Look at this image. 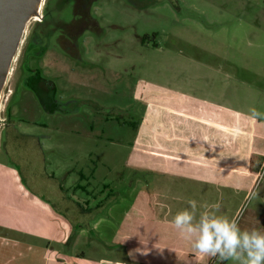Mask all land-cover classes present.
<instances>
[{"label": "rangeland", "instance_id": "rangeland-1", "mask_svg": "<svg viewBox=\"0 0 264 264\" xmlns=\"http://www.w3.org/2000/svg\"><path fill=\"white\" fill-rule=\"evenodd\" d=\"M66 9L61 13H68ZM94 9L101 34L93 44H79L82 60L65 59L59 52L43 60L53 70L49 78L57 85L58 98L69 102L62 110L54 105L45 111L22 84L6 101L14 90V56L0 92V164L24 176L29 164L37 174L68 171V182L79 179L77 171L95 167L96 175L82 182L86 191L102 197L110 189L117 203L130 202L139 192L155 190V174L133 168L128 157L138 138L131 125L138 124L156 93L264 119V0H143L137 10L119 0H101ZM30 27L27 23L19 48ZM83 39L92 40L88 34ZM58 54L65 63L53 61ZM38 63L30 59L31 66ZM252 109L262 115L253 117ZM29 139L37 143L33 151L18 143ZM4 143L22 160L8 156ZM261 186L247 198L236 220L242 230L264 233V225L252 227L251 213ZM63 250L101 262L118 260L108 244H100L89 231Z\"/></svg>", "mask_w": 264, "mask_h": 264}, {"label": "crops", "instance_id": "crops-1", "mask_svg": "<svg viewBox=\"0 0 264 264\" xmlns=\"http://www.w3.org/2000/svg\"><path fill=\"white\" fill-rule=\"evenodd\" d=\"M176 97L156 93L134 125L138 138L128 164L156 179L154 192H139L133 201L117 203L110 189L102 197L80 189L81 176H95V167L68 182V171L37 174L29 164L25 177L0 164V264H208L210 257L200 259L170 221L194 200L197 220L205 206L219 202L217 215L236 222L257 185L262 192L252 227L264 225V119ZM18 143L37 145L35 139ZM88 231L118 260L64 252Z\"/></svg>", "mask_w": 264, "mask_h": 264}, {"label": "flooded vegetation", "instance_id": "flooded-vegetation-1", "mask_svg": "<svg viewBox=\"0 0 264 264\" xmlns=\"http://www.w3.org/2000/svg\"><path fill=\"white\" fill-rule=\"evenodd\" d=\"M100 1L43 0L40 3L41 10L37 8L36 12L38 20L34 18L29 20L28 23H31V27L26 35L25 44H21L16 53L14 90H10L6 101L12 100L15 92H17L16 88L22 84L26 91L34 94L40 106L47 112L54 105L56 106L53 109L62 110L61 107L69 103L58 98L57 85L49 78V75L54 74L53 70L48 63H43V60H48V54L57 52L63 54L65 59L69 58L75 62L82 60L79 44H93V38L101 34L99 20L96 18L97 13L94 9V5ZM119 1L124 4L125 8L137 10L141 9L143 0ZM64 8H67L68 11L65 15L60 11ZM85 34L90 35L92 40L83 39ZM144 39L145 36L140 39L141 44H145ZM51 44L54 46L51 47ZM61 55L58 54V58L53 61H59L60 64L65 63V59ZM32 58L39 59V63L34 67L30 65ZM41 60L42 63H40ZM43 69L48 70L49 73H44ZM64 69L61 68V70ZM20 74L25 75L23 78H19ZM7 146L4 143L2 148H5L8 156L14 158L16 151L11 152ZM13 160L15 161V159Z\"/></svg>", "mask_w": 264, "mask_h": 264}, {"label": "clouds", "instance_id": "clouds-1", "mask_svg": "<svg viewBox=\"0 0 264 264\" xmlns=\"http://www.w3.org/2000/svg\"><path fill=\"white\" fill-rule=\"evenodd\" d=\"M253 117L262 114L252 109ZM189 208L175 214L170 221L181 237L191 242L200 259L215 258L216 264L233 261L235 264H264V233L242 230L239 225L217 215L220 203L205 206L196 219L197 203L188 201ZM195 221V223H194Z\"/></svg>", "mask_w": 264, "mask_h": 264}, {"label": "water", "instance_id": "water-1", "mask_svg": "<svg viewBox=\"0 0 264 264\" xmlns=\"http://www.w3.org/2000/svg\"><path fill=\"white\" fill-rule=\"evenodd\" d=\"M37 0H0V92ZM40 0L37 1V6Z\"/></svg>", "mask_w": 264, "mask_h": 264}, {"label": "built area", "instance_id": "built-area-1", "mask_svg": "<svg viewBox=\"0 0 264 264\" xmlns=\"http://www.w3.org/2000/svg\"><path fill=\"white\" fill-rule=\"evenodd\" d=\"M34 19L38 20V17H34ZM263 166H264V159H263L262 166H261V172H262ZM208 264H216L215 258L210 257V260H209Z\"/></svg>", "mask_w": 264, "mask_h": 264}, {"label": "bare ground", "instance_id": "bare-ground-1", "mask_svg": "<svg viewBox=\"0 0 264 264\" xmlns=\"http://www.w3.org/2000/svg\"><path fill=\"white\" fill-rule=\"evenodd\" d=\"M37 1H38V0H37ZM37 1H36V3L34 2V6H35V8H36V11H35L34 14L31 15L30 19H31V18H34V17H37V13H36V12H37V8H38V6H37L38 3H37ZM40 1H41V0H40ZM30 19H29V20H30ZM28 22H29V21H28ZM28 22H27V23H28ZM26 25H27V24H26Z\"/></svg>", "mask_w": 264, "mask_h": 264}, {"label": "trees", "instance_id": "trees-1", "mask_svg": "<svg viewBox=\"0 0 264 264\" xmlns=\"http://www.w3.org/2000/svg\"><path fill=\"white\" fill-rule=\"evenodd\" d=\"M52 97H54V96H52ZM10 108H8V110H9ZM131 126H134V124H132ZM82 177V179L83 180H85V178H84V176H81ZM87 179V178H86ZM86 186H87V184L85 185V186H79L80 187V189H82L84 192H86ZM106 187V186H105ZM90 193V192H89ZM225 264H226V262H225Z\"/></svg>", "mask_w": 264, "mask_h": 264}]
</instances>
